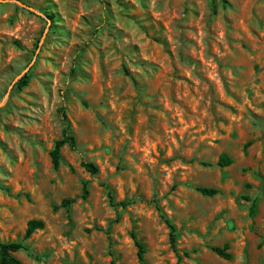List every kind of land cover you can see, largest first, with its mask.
I'll use <instances>...</instances> for the list:
<instances>
[{"label":"rangeland","instance_id":"rangeland-1","mask_svg":"<svg viewBox=\"0 0 264 264\" xmlns=\"http://www.w3.org/2000/svg\"><path fill=\"white\" fill-rule=\"evenodd\" d=\"M31 220L22 264H264V0H0V241Z\"/></svg>","mask_w":264,"mask_h":264},{"label":"trees","instance_id":"trees-1","mask_svg":"<svg viewBox=\"0 0 264 264\" xmlns=\"http://www.w3.org/2000/svg\"><path fill=\"white\" fill-rule=\"evenodd\" d=\"M29 81H30L29 76L24 77V79L20 83L21 84L20 88L27 86ZM65 146H67L72 151H76L78 149L76 138L70 132L69 129H65L63 131L62 138L55 143L54 148L50 153L51 161L55 169H58L61 165V150ZM232 163H233V160L229 156L222 155L219 161V166L228 167ZM82 166L86 169L87 172L91 173L92 175H95L98 173V167L94 163L83 162ZM197 190L199 193L207 197H213L218 194V191L215 189L198 188ZM87 193H88V190H87V186L85 185L84 197L87 196ZM108 194H109L110 204L113 207H116V208L122 207L125 209L133 205L134 203V201L116 202L113 196V193L109 191ZM153 203L155 205L156 210L159 213L160 218L170 229V241H171L172 249L179 255V260L181 261L182 257L180 256V250L178 249L179 230L177 226L173 223V221L165 214V212L163 211V208L160 206L159 201L154 200ZM71 204H72V201L65 200L63 201L61 207H69ZM58 208L59 207H55L56 210ZM254 210H255V202L252 203L251 212L253 213ZM44 228H45V223L42 220H31L28 223L26 234H25L23 241H15V242H9V243L0 241V264H22L14 257V254L20 251H28L29 248L27 247L25 241L29 239L30 236L34 234L36 231L43 230ZM132 238L134 239L137 247L139 248L140 256H142L144 254L143 244H141L137 240L135 233L132 234ZM228 250H229L228 245H225L224 247H213L212 248V251L216 255H218L219 257L225 260L231 259V254L228 252ZM184 255L186 257L189 256L187 252H185Z\"/></svg>","mask_w":264,"mask_h":264}]
</instances>
